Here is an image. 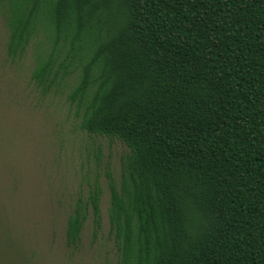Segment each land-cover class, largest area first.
Listing matches in <instances>:
<instances>
[{
	"label": "trees",
	"instance_id": "1",
	"mask_svg": "<svg viewBox=\"0 0 264 264\" xmlns=\"http://www.w3.org/2000/svg\"><path fill=\"white\" fill-rule=\"evenodd\" d=\"M0 17L5 59L31 48L34 88L127 148L106 173L116 264H264V0H0ZM101 195L96 178L73 199L67 247L88 220L96 237Z\"/></svg>",
	"mask_w": 264,
	"mask_h": 264
},
{
	"label": "rangeland",
	"instance_id": "2",
	"mask_svg": "<svg viewBox=\"0 0 264 264\" xmlns=\"http://www.w3.org/2000/svg\"><path fill=\"white\" fill-rule=\"evenodd\" d=\"M5 40L0 17L1 262L13 264L4 255L27 253L32 264H116L106 173L119 177L127 148L82 130L66 90L41 95L29 77L31 48L18 67L5 59ZM96 178L101 226L93 237L88 220L80 245L69 248L67 214Z\"/></svg>",
	"mask_w": 264,
	"mask_h": 264
}]
</instances>
